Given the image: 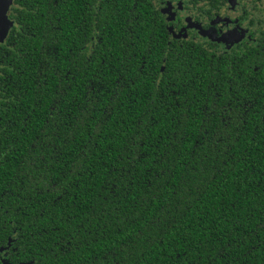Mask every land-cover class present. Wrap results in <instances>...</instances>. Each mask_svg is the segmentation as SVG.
<instances>
[{
	"label": "trees",
	"instance_id": "1",
	"mask_svg": "<svg viewBox=\"0 0 264 264\" xmlns=\"http://www.w3.org/2000/svg\"><path fill=\"white\" fill-rule=\"evenodd\" d=\"M239 1L254 40L221 53L154 0H12L0 264H264V0Z\"/></svg>",
	"mask_w": 264,
	"mask_h": 264
},
{
	"label": "flooded vegetation",
	"instance_id": "2",
	"mask_svg": "<svg viewBox=\"0 0 264 264\" xmlns=\"http://www.w3.org/2000/svg\"><path fill=\"white\" fill-rule=\"evenodd\" d=\"M190 1H195L194 4H197L196 2L199 1L202 5L203 0H154L159 12L164 17L170 39L191 40L197 43L214 45L221 53L229 52L237 44L254 40L251 38L250 24L246 18L244 19L246 14L243 10L244 2L232 0L234 3L232 5L231 0H227V2L224 0H213L214 2H219V8L212 14L201 13L202 16H199L201 5H193ZM188 24L198 25L203 32H209V35L214 39L221 37L224 31L233 28H239V30L245 29L247 34L242 37L243 40L239 39L233 45L228 46L213 42L208 37L201 36L197 29L187 28Z\"/></svg>",
	"mask_w": 264,
	"mask_h": 264
},
{
	"label": "water",
	"instance_id": "3",
	"mask_svg": "<svg viewBox=\"0 0 264 264\" xmlns=\"http://www.w3.org/2000/svg\"><path fill=\"white\" fill-rule=\"evenodd\" d=\"M230 1V0H228ZM12 0H0V44L4 42L6 39L10 29L12 28L13 22L9 19L8 14L9 10L12 6ZM187 28H195L198 30L199 34L203 37H208L209 40L213 42H222V38L219 37L214 39L212 36L209 35V32H203L198 25H189Z\"/></svg>",
	"mask_w": 264,
	"mask_h": 264
},
{
	"label": "rangeland",
	"instance_id": "4",
	"mask_svg": "<svg viewBox=\"0 0 264 264\" xmlns=\"http://www.w3.org/2000/svg\"><path fill=\"white\" fill-rule=\"evenodd\" d=\"M231 4L233 5L234 3L231 0ZM247 34V31L245 29L239 30V28H233V29H228L227 31H224L221 35L222 42H219L221 44H226V45H233L235 42H237L239 39L243 40L242 37ZM177 37V35H175ZM240 40V41H241ZM239 41V42H240ZM238 42V43H239Z\"/></svg>",
	"mask_w": 264,
	"mask_h": 264
}]
</instances>
